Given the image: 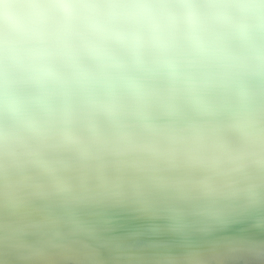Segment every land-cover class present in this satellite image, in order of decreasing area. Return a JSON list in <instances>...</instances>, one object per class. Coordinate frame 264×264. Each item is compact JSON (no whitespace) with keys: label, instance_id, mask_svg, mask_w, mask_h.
<instances>
[{"label":"bare ground","instance_id":"bare-ground-1","mask_svg":"<svg viewBox=\"0 0 264 264\" xmlns=\"http://www.w3.org/2000/svg\"><path fill=\"white\" fill-rule=\"evenodd\" d=\"M66 1L72 9L67 16L54 0H0V87L26 84L47 65L66 70V76L81 67L86 76V82L71 80L65 87L67 105L60 107L56 94L44 99L59 103L54 114L28 101L39 124L27 128L0 118L9 124L8 137L0 141V202L7 206L0 203V231L20 234L18 225L3 221L5 209L43 221L44 234L54 236L66 225L55 244L47 242L50 253L24 264H54L76 250L83 252L81 262L101 258L93 239L143 221L144 215L164 221L156 243L144 246L134 263L167 259L168 250L182 252L173 245L177 239L213 247L232 239L247 248L201 249L195 256L264 264L246 253L264 257V240L254 243L245 236L249 226L264 231V220L245 223L258 212L264 217V0H191L188 9L180 0ZM27 2L30 9L20 12L17 5ZM187 13L195 20L192 29L183 21ZM203 26L209 32L200 31ZM49 31L46 46L41 42ZM11 54L13 64L7 60ZM94 78L112 86L101 93L102 82L87 85ZM75 90L83 98L72 102ZM118 108L125 113L113 110ZM108 113L117 129L97 118ZM106 139L120 149L112 152ZM44 159L56 186L43 179ZM30 234L33 247L37 236ZM0 243V264H20L16 255L3 258L18 244ZM159 247L167 248L155 256ZM191 259L169 264H193Z\"/></svg>","mask_w":264,"mask_h":264},{"label":"water","instance_id":"water-1","mask_svg":"<svg viewBox=\"0 0 264 264\" xmlns=\"http://www.w3.org/2000/svg\"><path fill=\"white\" fill-rule=\"evenodd\" d=\"M181 1V5L185 8L188 9L191 5L190 1L191 0H180ZM210 0H204V2H208ZM55 4H58V6L60 8H62L63 13L67 16L69 14H71V7L69 6L68 2L66 0H54ZM23 3V2H22ZM24 4V3H23ZM30 6V2L26 3L25 5H17V9L21 12H27V8H29ZM27 7V8H26ZM225 12H222V16H224ZM122 16L124 18H127L123 13ZM225 19V17H224ZM185 27L188 29H192L195 26V20L192 18V16L187 13L185 15V17L183 18ZM63 26V25H62ZM243 25L241 24V29H242ZM203 28V30L200 31H206L209 32L208 30H210L209 28H206L203 26L201 27ZM243 30V29H242ZM23 31V30H22ZM50 31L46 34L43 35L44 36V41H42V44H45L46 46L48 45V43L46 42V38L48 37ZM27 34H31L30 32H28ZM105 34V33H104ZM46 39V40H45ZM203 42V41H202ZM137 43V41H136ZM230 50V49H229ZM166 53L170 52V49H167L165 51ZM1 51H0V56H1ZM83 53V52H82ZM76 55V54H75ZM83 55V54H82ZM82 55L77 56V58L81 57ZM76 57V56H75ZM60 58H63V56H61ZM161 59V58H160ZM160 59H157V61L159 62ZM8 61H10L12 64L16 61V56L14 54H11L10 57L7 58ZM62 65L64 68H70V62H63L62 61ZM73 69H71V75L70 76H66V70L63 71V69H57L56 67H52V65H47V66H43L40 68H37L35 70V74L36 76H32L28 78L27 83L23 84V85H15V84H10V85H6V86H1L0 87V118L2 117L3 119H9L16 121L17 123H20V126H24V127H31L35 124H39L40 120L37 118H34L30 113L29 107L26 106V104L28 103L29 100L34 101L35 103H38L37 105H39V108L37 110L39 111H46L47 109L52 112L55 113V108L59 105L55 103V102H48L47 100H44L48 97H50L51 94H56L57 98L55 101L58 102V100L60 101V107H62V105H67V96L69 95V93L66 94V91H69L68 88L65 89L66 86L69 85L71 80H74L75 82H86L85 80V69L81 68V67H72ZM66 74V75H65ZM2 75H4V73H2ZM38 75V76H37ZM101 79H97L94 78L92 79V81L90 83H87V85H91V84H96V83H100L102 82ZM10 83V82H9ZM107 85L112 86V83L109 82H102L101 86L102 89H99L101 91V93H103V88L106 87ZM78 85V84H77ZM196 84L193 83V88L195 87ZM108 86V87H110ZM18 88V89H17ZM70 88V87H69ZM23 91L25 93V96H21V97H16L13 95V93H15L16 91ZM71 89V88H70ZM193 91V95L194 97H197V94L194 90ZM53 92V93H52ZM61 92H64L63 95H61ZM71 98H74L72 100V102H74L75 99L78 98H83L82 95H80L79 92L75 91H71ZM85 97V96H84ZM138 97H142L141 99H145V101H147V103H154V98L149 97V96H140ZM86 101L89 102L88 99L84 98ZM113 101V100H111ZM90 102L94 103L95 100L94 99H90ZM198 104V103H196ZM88 108H91V103L87 106L84 107L85 110L82 111H86L88 110ZM67 110L70 112V108L67 106L66 108L63 109L64 112L68 113ZM115 112L117 113H125L123 112V108L121 109H113ZM52 112V113H53ZM53 113V114H54ZM113 113V112H112ZM112 113H108V114H104V115H99L100 120L102 121V123L107 126L110 127L112 129H117V122L116 120L112 117ZM21 114H25L24 117L22 118ZM111 116V117H110ZM183 119H185L183 116H181ZM25 119V120H23ZM193 119V118H192ZM141 124V122H139ZM9 124H7L6 126H4V123H2L0 121V141L1 139H4L8 136H6V132H4V130L8 127ZM147 125V123H146ZM121 127V126H120ZM256 130V129H255ZM4 132V133H3ZM12 132V131H11ZM111 132L109 131H102V134H110ZM14 135V134H13ZM16 136V135H14ZM21 139L16 143V145H19L21 143ZM107 142V145H109V149L112 152H117L114 149H120L118 146H116V144L110 142L109 139L105 140ZM111 144V145H110ZM85 153L82 152L80 155H83ZM261 158V157H260ZM44 168V171H42L43 174V179H49V183L53 186L58 185L57 180L55 181V178H53V173H51L50 169V165L48 163V160L44 159L42 161V163H40ZM81 175V174H80ZM95 182L97 183L99 179L101 178H95ZM235 188L234 187H230V191H233ZM83 188L82 186L80 187L78 193H82L83 192ZM93 198V197H91ZM4 207L7 208L6 206V202L1 201L0 202ZM158 207V206H157ZM157 207H154V209H156ZM14 211H10V209H5L4 212L1 214L2 219H5L3 221H7V223H9L10 221V225H18L19 227V232L20 234H18L17 232H13L11 231L10 234H7L6 232L0 231V242H15L18 245L16 246V249H13V254L7 255V256H3V258H6L8 256H12V255H16L14 256V258H18L20 260V264H24V262H27L32 260L31 257L32 256H37V260H41V256L43 255L45 256L46 253H50L48 251H51L50 248H48V244L47 242H52V243H56L58 241V239H60V237L58 239H56L59 235L60 229L64 230L65 226L63 224H60L58 229H56V234L53 235H48V234H44L43 229L41 228V225H43V221L41 222H34L33 220H31L32 218L24 215L23 217H18L17 215L20 214V212L18 210L15 211V215L16 217H14L13 215ZM251 214H253L254 212H252V210L250 211ZM259 214L257 215V217L253 220V221H249V222H245V223H255L258 222L260 220H264V217L262 216L263 212H258ZM150 215V214H149ZM144 215V217L142 218L143 221H139L136 224H132V226H125L123 228H117L115 230L114 233H112L110 236L107 235V237H96L93 240L95 241L94 244L96 245V248L99 249L100 251V256L101 258H97V257H89L86 258L83 262H81L80 257L83 255V252L81 250H76L73 253H67L65 254V256H63V259L58 262L56 261L54 264H79L78 262L80 261L82 264H113V262L115 261L116 264H131L132 262L134 263V260L138 257L139 253L141 252V250L144 248V246H146L147 244H155V238L157 237V235L159 234V227L162 225V221H164V219L160 216V217H151V216H147ZM26 217V218H24ZM145 218V219H144ZM10 219V220H9ZM13 219V221H11ZM22 220V222H21ZM43 220V218H42ZM94 221L99 224V220H95ZM13 227V226H11ZM76 229L71 228L70 231L71 233L74 232ZM34 232L35 236H37V243L31 247V242H29V237H31L32 235L30 234V232ZM26 232V233H25ZM63 232V231H62ZM61 232V233H62ZM13 233V235H12ZM18 235L19 237L15 236ZM24 234L26 236H24ZM213 234L210 236L212 237ZM246 237H250L252 239V242L255 243V241L257 242H261L264 240V231L263 232H257L254 229H251L250 226L247 229V233L245 235ZM210 237H208V239H210ZM56 239L55 241H52ZM160 242V241H159ZM186 242L182 241L181 239H177L176 242H174V246L180 247L182 249V252L176 251L173 249V254L171 255V250H168L170 253L167 255V259L163 258V259H159V258H154L150 257V259L147 261L148 264H169V261H171L172 259H178V258H184V257H189L192 258L191 262H193V264H202L205 262V264H225L224 262H216V260L212 259L213 255L211 258L206 257V258H200L198 259L195 255L204 252L201 249H214L215 251H228L230 252L231 250H235L236 248H247L245 247V244L241 243V240H228L227 242H222L219 243L217 245H215L214 247L212 246V244H208L206 246L204 245H199L197 243L195 244H188L185 245ZM90 246V244H87ZM36 246V248H35ZM253 245H250V247ZM3 247V244L0 243V251ZM249 247V246H248ZM167 248V247H159L156 249L155 251V256H159L157 254L162 253V251ZM9 252V249L7 251V253ZM56 252V250L52 251ZM82 253V255L80 254ZM247 254H249L248 256L251 258V261L253 263H258V259L260 258L262 260H264L263 256H260L257 253H254L253 250L250 251H246ZM146 255V254H145ZM148 255V254H147ZM146 255V256H147ZM84 256V255H83ZM82 256V257H83ZM127 257V258H126ZM217 258H220L219 255H216ZM79 259V260H78ZM165 259V260H164ZM77 260V261H76ZM196 260V261H195ZM237 260V259H236ZM106 261V263L104 262ZM43 264H50L48 262H43ZM134 264H139V263H134ZM192 264V263H190ZM227 264H239L236 261H232L229 262ZM244 264V263H241Z\"/></svg>","mask_w":264,"mask_h":264}]
</instances>
